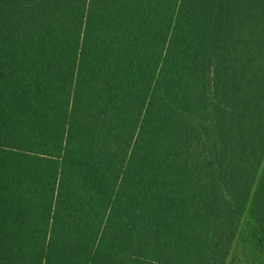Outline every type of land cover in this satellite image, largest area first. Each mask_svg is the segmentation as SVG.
<instances>
[{"label": "trees", "instance_id": "trees-1", "mask_svg": "<svg viewBox=\"0 0 264 264\" xmlns=\"http://www.w3.org/2000/svg\"><path fill=\"white\" fill-rule=\"evenodd\" d=\"M240 236L264 260V0H0V264Z\"/></svg>", "mask_w": 264, "mask_h": 264}, {"label": "rangeland", "instance_id": "rangeland-1", "mask_svg": "<svg viewBox=\"0 0 264 264\" xmlns=\"http://www.w3.org/2000/svg\"><path fill=\"white\" fill-rule=\"evenodd\" d=\"M249 241L242 238V236L238 238L228 264H264L260 250L254 243Z\"/></svg>", "mask_w": 264, "mask_h": 264}]
</instances>
